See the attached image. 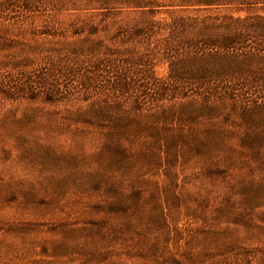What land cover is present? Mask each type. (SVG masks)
Listing matches in <instances>:
<instances>
[{
    "label": "rangeland",
    "instance_id": "1",
    "mask_svg": "<svg viewBox=\"0 0 264 264\" xmlns=\"http://www.w3.org/2000/svg\"><path fill=\"white\" fill-rule=\"evenodd\" d=\"M0 264H264V0H0Z\"/></svg>",
    "mask_w": 264,
    "mask_h": 264
},
{
    "label": "trees",
    "instance_id": "2",
    "mask_svg": "<svg viewBox=\"0 0 264 264\" xmlns=\"http://www.w3.org/2000/svg\"><path fill=\"white\" fill-rule=\"evenodd\" d=\"M144 34H145V33H142V35H144ZM213 79H214V80L216 81V83H217V80H216L215 78H213ZM213 79H212V80H213ZM215 81H214V82H215Z\"/></svg>",
    "mask_w": 264,
    "mask_h": 264
}]
</instances>
